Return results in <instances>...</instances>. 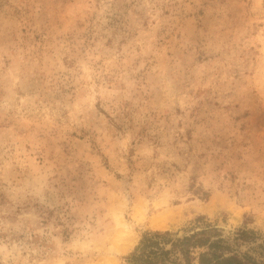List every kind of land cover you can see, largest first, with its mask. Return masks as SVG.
<instances>
[{
    "label": "rangeland",
    "instance_id": "1",
    "mask_svg": "<svg viewBox=\"0 0 264 264\" xmlns=\"http://www.w3.org/2000/svg\"><path fill=\"white\" fill-rule=\"evenodd\" d=\"M199 216L264 257V0H0V264Z\"/></svg>",
    "mask_w": 264,
    "mask_h": 264
},
{
    "label": "trees",
    "instance_id": "2",
    "mask_svg": "<svg viewBox=\"0 0 264 264\" xmlns=\"http://www.w3.org/2000/svg\"><path fill=\"white\" fill-rule=\"evenodd\" d=\"M203 219L199 216L196 219L198 225L181 235L171 230L144 232L128 256L130 264H264V257L258 258L250 251L233 249L223 229L202 222ZM235 235L233 240L236 241L257 238L254 232L246 230H240ZM260 247L264 248V241Z\"/></svg>",
    "mask_w": 264,
    "mask_h": 264
},
{
    "label": "bare ground",
    "instance_id": "3",
    "mask_svg": "<svg viewBox=\"0 0 264 264\" xmlns=\"http://www.w3.org/2000/svg\"><path fill=\"white\" fill-rule=\"evenodd\" d=\"M120 225H124V223L121 222ZM122 231V226H120V228L118 229L117 235L115 236V238L121 233Z\"/></svg>",
    "mask_w": 264,
    "mask_h": 264
}]
</instances>
